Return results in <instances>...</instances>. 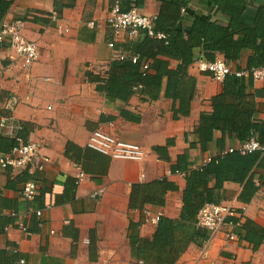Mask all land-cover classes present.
<instances>
[{"label":"crops","instance_id":"obj_1","mask_svg":"<svg viewBox=\"0 0 264 264\" xmlns=\"http://www.w3.org/2000/svg\"><path fill=\"white\" fill-rule=\"evenodd\" d=\"M186 1L181 9L186 17L228 20L212 0ZM111 5L112 0H14L6 13L10 18L25 19L24 33L40 50L28 72L6 46L0 50V117L14 116L13 125L0 128V135L41 144L35 158L36 164H43L35 175L40 189L32 202L22 196L27 174L0 166V250L17 260L25 258L26 264H166L154 262L159 253L151 242L158 223L147 221L145 211L185 224L181 218L188 173L173 170L179 155L188 156L189 169H198L226 148L241 145L235 136L215 130L213 140L203 149L197 133L201 114L212 113V99L221 92L223 82L200 72L196 60L188 66V74L195 79L188 115L174 117V101L165 96L166 78L155 99L143 98L141 89L125 100L100 88L113 61L109 43L132 53L130 48L140 46L143 40L142 32L133 38L115 36L106 20ZM263 5L264 0H248L247 7L255 12ZM138 8L158 17L162 2L143 0ZM245 17L253 18L248 12ZM91 21L95 24L90 25ZM58 23L69 31L60 33ZM250 54L243 50L229 62L237 70H246ZM215 56L225 58L220 52ZM169 61L171 67L180 64L175 59ZM243 79L247 97L257 111L254 120L262 122L264 84L252 77ZM10 97L17 99L11 111L4 108ZM99 127L141 145L143 158H112L90 148V134ZM159 146L165 148L163 153L155 149ZM7 148L0 142V154L8 152ZM81 170L86 177L78 184ZM255 173L264 174V170ZM214 184L212 178L210 185ZM241 191L240 183L225 181L219 203L231 204L240 222L250 219L264 228V186L250 202L239 199ZM133 192L138 196L137 206L131 205ZM48 204L53 206L47 208ZM30 206L42 209V214L33 212L24 218L30 231L27 234L18 228L19 218L10 215L12 210L23 214ZM131 223L137 225L139 236L134 246L129 236ZM186 224L177 231L182 239L195 226ZM3 225L9 229L2 231ZM200 230L209 238L190 243L172 264H264V241L254 250L248 242L228 241L229 228L215 234Z\"/></svg>","mask_w":264,"mask_h":264},{"label":"trees","instance_id":"obj_2","mask_svg":"<svg viewBox=\"0 0 264 264\" xmlns=\"http://www.w3.org/2000/svg\"><path fill=\"white\" fill-rule=\"evenodd\" d=\"M14 0H0V21L6 17ZM122 10L138 7L143 0H120ZM219 12L228 17L227 22L210 17H186L181 9L187 4L186 0H161L162 9L156 20L157 31L167 34L166 39L151 37L146 31H141L143 40L140 46H133L131 52L138 56V60L131 59L112 61L109 75L100 88L111 96H118L127 100L135 91V86L142 84L143 98H158L163 78H166L165 96L174 101V117L188 115L191 101L195 92V79L188 74V66L196 59L215 60L216 52L223 53L227 61L239 57L243 50H250L248 69L264 66V5L257 11H250L248 0H212ZM248 12L253 17L247 19ZM190 21V24L187 21ZM152 60L146 70L143 65ZM169 59H175L180 64L171 67ZM101 79V78H100ZM222 90L213 97L212 113L201 114L200 124L197 128L201 145L206 149L207 144L213 140L215 130L228 133L236 137L241 143L256 136L260 143H264V121L254 120L256 114L255 104L248 99L246 85L243 77L235 75L226 76L222 83ZM175 102H178L176 107ZM0 135V142L5 143L8 151L16 144L14 139ZM5 141V142H4ZM163 153L164 147H156ZM7 152V151H6ZM186 154L179 155L178 163L173 168L175 172L185 171L187 186L183 194L184 223H177L173 219L161 216L157 225L152 248L159 253L157 263H175L190 243L198 239L207 240L209 235L201 231L196 225L197 215L206 203H219V191L225 181H233L242 185L239 199L250 202L260 187L264 186V174L256 176L255 171L264 170V151L254 150L242 154L238 150L221 153L212 157L209 162L198 169H189ZM24 173H26L24 171ZM27 174V173H26ZM29 178L27 174V178ZM215 178L214 186L210 185ZM24 181V182H25ZM162 184L156 182L155 184ZM166 185V183H165ZM144 201L140 206L143 205ZM131 205L137 206L138 196L131 197ZM17 215H22L12 210ZM1 212V211H0ZM24 213V212H23ZM16 219L17 216L10 215ZM238 223L235 232L239 241L248 242L254 250L258 249L264 241V228L250 219L240 222L238 217L229 218ZM194 223V229L185 238L177 236L179 228ZM181 226V227H180ZM7 225L2 226L5 230ZM131 245L139 241L136 231L137 225L131 223ZM16 256L0 250V264H15ZM149 263L153 261H148ZM153 262V263H154ZM43 264H48L43 261Z\"/></svg>","mask_w":264,"mask_h":264},{"label":"built area","instance_id":"obj_3","mask_svg":"<svg viewBox=\"0 0 264 264\" xmlns=\"http://www.w3.org/2000/svg\"><path fill=\"white\" fill-rule=\"evenodd\" d=\"M53 18L58 20L56 15ZM106 20L115 36L126 34L129 38H133L144 30L151 37L159 39L167 38L165 32L155 29L157 16L144 14L138 7H132L124 11L122 10L120 0H112V5L108 11ZM89 24L94 25L95 22L91 21ZM57 29L60 33L69 31L67 26L60 23H58ZM24 31L25 19L23 18H10L6 16L0 21V50L6 46L12 52V58L18 60L23 70L28 72L39 58L40 50L38 43L28 39ZM109 46L113 50V61L131 59L133 62H136L138 60L137 55L116 48L114 42H110ZM150 63L151 61H146L143 69L147 70L150 67ZM194 64L200 72L208 73L214 80L221 83L225 80L226 76L235 75L237 77H252L254 81H260L264 84V66L237 70L224 57H216L213 61L200 58L196 59ZM142 88L143 85L139 84L134 89L138 90ZM15 103H17L16 98H7L4 103V108L11 111L14 109ZM13 121L14 116L12 114L2 115L0 117V128H6L9 125L12 126ZM9 134L13 135V131L9 132ZM14 138L16 144L8 152L0 154V166L3 168L10 167L17 172L25 171L28 174L29 178L23 183L22 196L29 203L35 199L40 189V184L35 178V175L36 171L43 169V164H36L35 158L39 155L41 144L37 141L26 140L19 136H15ZM87 145L101 152V154L109 155L112 158L141 160L145 153L141 145L123 140L104 131L102 127L91 132ZM234 150H238L242 154L254 150L264 151V143H260L256 136H253L248 141L241 143L238 147L232 146L226 148L222 153L232 152ZM85 177L86 174L81 170L77 175L76 183L79 184ZM142 177H144L143 174ZM52 206V204L46 205L47 208ZM33 212L40 216L42 209H33L30 206L22 215H17L13 211L11 212V215L19 218L18 228L24 233L30 234L24 218L26 219ZM145 214L147 215V221L156 224L162 216L161 213L152 216L148 210L145 211ZM231 217H237V211L231 204L225 202L206 203L198 212L196 225L199 228L209 230L212 234L229 228L231 230L226 232L227 240L238 241L239 237L234 229L239 225V222L234 223L230 221L229 218ZM8 229L9 226L5 227V231ZM15 264H26V259L23 257L19 258Z\"/></svg>","mask_w":264,"mask_h":264}]
</instances>
